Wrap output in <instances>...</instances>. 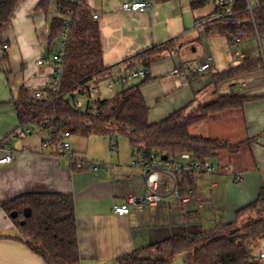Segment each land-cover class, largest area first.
I'll list each match as a JSON object with an SVG mask.
<instances>
[{"label": "crops", "instance_id": "0c3cea01", "mask_svg": "<svg viewBox=\"0 0 264 264\" xmlns=\"http://www.w3.org/2000/svg\"><path fill=\"white\" fill-rule=\"evenodd\" d=\"M39 1L18 2L0 30L2 43L8 44L0 51L6 56L5 63L0 62V71L5 74V80H0V157L6 146L14 155L12 162L0 164V264H47L19 239L18 229L3 209L9 200L26 193H62L73 197L79 264H119V257L175 234L216 232L228 223L243 225L247 216H237V211L252 202L264 185V68L216 84L213 75L239 65L244 58L264 57V37H241L238 45L245 55L243 59H234V44L229 38L206 35L196 25L215 11L216 0H146L150 6L136 13L123 12L120 6L137 0H83L92 15L98 16L103 64L112 66L101 78L102 88L112 90L141 82L150 123L221 94L247 97L240 107L210 113L189 127L192 135L239 143L238 147L220 150L211 158L220 164L219 171L194 174V194L186 200L175 197L171 178L160 174V202L145 205L140 211L130 205L129 213L119 216L113 206L128 195L145 190L142 170L132 164L130 145H120L118 137L105 136L92 142L99 154L90 155L83 143L85 137L72 135L75 157L100 163L96 169H78L67 158L57 157L42 147L44 129L34 128L21 138L14 135L18 117L10 101L17 98L21 87L33 91L52 78V68L36 61L47 54L48 25L56 13V0H50L47 13L36 8ZM173 38L175 50H163L147 67L138 59L125 61ZM252 40L259 41V51L252 46ZM207 60V71L193 70ZM177 65L187 68L185 80L171 75ZM128 66L132 70L146 68V75L108 88L106 81L125 75ZM97 86V96L93 97L101 96ZM112 143L115 149H111ZM235 176L240 180L236 181ZM263 249L264 246L255 254ZM172 264L192 263L188 254L181 252L172 258Z\"/></svg>", "mask_w": 264, "mask_h": 264}, {"label": "trees", "instance_id": "16d2710c", "mask_svg": "<svg viewBox=\"0 0 264 264\" xmlns=\"http://www.w3.org/2000/svg\"><path fill=\"white\" fill-rule=\"evenodd\" d=\"M21 0H0V30ZM50 0H40L36 8L48 12ZM69 17V35L60 65L58 92L49 99H38L32 91L21 87L15 100L10 101L18 117V126L39 128L45 119H53L56 129L68 130L73 135L87 137L92 134L124 136L133 155L149 158L151 154H177L190 152L199 160L211 159L218 151L238 147L239 143L201 135H192L189 127L204 120L208 114L232 107H240L246 96L221 94L216 99L199 103L192 109L182 107L165 118L150 123L148 106L142 96L141 82L122 86L109 96L95 99L98 113L77 109L72 100L76 96H91V87L101 82L111 67L102 61L99 27L91 10L83 0H56V13L49 20L46 53L57 50L55 38L60 34L66 11ZM230 15L205 23L206 35H223L232 40L240 37H264V1L247 10L245 0H236ZM0 39V45L2 44ZM176 39L147 48L125 61L138 59L147 67L163 50H175ZM5 63V54H0ZM131 66L126 71H131ZM264 68V57H250L237 66L213 75L214 83L237 74ZM17 126V127H18ZM192 188L193 177H182L178 182L180 195ZM20 233L19 239L47 264H79L78 238L74 200L69 194L26 193L3 205ZM30 214L25 215L24 210ZM16 213L15 216H11ZM247 215L240 227L223 224L216 232L200 231L175 234L161 241L136 249L118 258L119 264H172V258L186 252L192 264H264L255 254L264 241V185L257 197L237 211V216Z\"/></svg>", "mask_w": 264, "mask_h": 264}, {"label": "built area", "instance_id": "2783aa9c", "mask_svg": "<svg viewBox=\"0 0 264 264\" xmlns=\"http://www.w3.org/2000/svg\"><path fill=\"white\" fill-rule=\"evenodd\" d=\"M75 1V0H71ZM236 0H216L215 11L196 23L197 26L202 27L205 23L212 21L214 19H220L224 16L230 15L233 12V6ZM247 4V10L252 14V10L264 0H255V5L251 4V0H245ZM150 6V2L146 0L137 1H126L120 6L121 11L126 13H136L145 10ZM66 17L63 21V26L60 32V40L58 43V48L55 52L51 54H46L43 58L36 61L38 65H47L52 68V78L50 82L41 87L34 89L32 91V96L38 99H49L52 94L58 92L60 77L62 75V67L60 65L61 59L64 54L66 40L69 35V17L72 14L71 10L66 11ZM98 16L93 14V18L96 19ZM258 40L261 39L260 36H256ZM240 35L235 36L231 41L234 44V51L232 57L234 59H243L244 51L239 47L238 43L240 41ZM7 43H2L0 45V51L6 49ZM210 68L209 61L198 64L193 70L196 73H203ZM146 68L131 70L123 76H114L106 81L108 88H111L117 84H126L127 81L135 77H144L146 75ZM187 68L182 65H177L171 70V75L176 76L180 79H186ZM98 86L93 85L91 91L97 92ZM85 98V103L76 96L73 98L72 103L77 109H87L90 113L97 114L98 108L95 102L97 97L91 96H81ZM53 119H45L41 122L39 128L46 131V136L42 140V147L50 151L57 157L67 158L70 165L74 168L84 169V168H98L100 163H95L93 161H87L83 159L76 158L74 152L71 149L70 138L73 135L68 130L56 129L51 124ZM34 128L30 126H18L15 129L14 135L18 137H24L32 133ZM111 149H115V144H111ZM14 155L12 150L6 146L5 153L0 157V164H6L12 162ZM132 164L138 166L142 170V176L144 179L145 190L141 194L128 195L125 200L119 204L113 206V211L119 215H126L130 211V205H133L137 211L142 210L145 205H157L160 202L161 194L158 191L157 176L160 174H165L169 176L173 182V195L182 200H186L189 196L194 194V190L190 188L185 195H180L178 191V182L182 177L188 175L193 177L194 174L198 172L205 173H215L221 169L220 164L212 161L211 159L199 160L195 155L190 152H181L177 154L161 155L153 153L149 158L142 155L134 156L132 159ZM156 177V178H154ZM235 180L239 181L240 177L235 176ZM200 202L201 199L198 198ZM186 227L188 224L185 225ZM257 258L264 260V249L257 254Z\"/></svg>", "mask_w": 264, "mask_h": 264}, {"label": "rangeland", "instance_id": "374dc122", "mask_svg": "<svg viewBox=\"0 0 264 264\" xmlns=\"http://www.w3.org/2000/svg\"><path fill=\"white\" fill-rule=\"evenodd\" d=\"M251 4L252 5L254 4V0H251ZM59 40H60V34L55 38V42H56V46H57L56 48H58ZM259 45H260V43H259L258 40H252V46L254 47L255 50L259 51ZM4 75H5L4 72L3 71H0V80H5L4 79L5 78ZM102 86H103V83H99V87L101 89L100 90L101 97H103V96H109V95L114 94V93H116V92H118V91H120L122 89V87L117 86V88H115V89L106 90V89L102 88ZM92 96H97V92H93L92 93ZM79 98L85 103V98H83L81 96H79ZM97 138H101L102 139V138H105V136L92 134V135H89V136H87V137L84 138L85 142H83V143H86V147H88V149H89L88 154H90V155L99 154V150L97 148H93V144H92V142L95 139H97ZM118 143L120 145H122V144L129 145L128 139L126 137H124V136H118ZM263 246H264V241H262L259 244V247H258L257 250H260Z\"/></svg>", "mask_w": 264, "mask_h": 264}, {"label": "water", "instance_id": "95a60500", "mask_svg": "<svg viewBox=\"0 0 264 264\" xmlns=\"http://www.w3.org/2000/svg\"><path fill=\"white\" fill-rule=\"evenodd\" d=\"M154 178H156V177H154ZM24 213H25V215H29L30 214V210L29 209H25ZM15 214L16 213H13L11 216H15Z\"/></svg>", "mask_w": 264, "mask_h": 264}]
</instances>
